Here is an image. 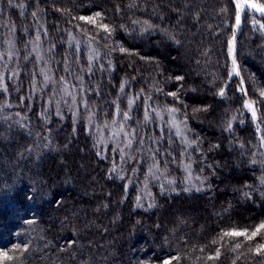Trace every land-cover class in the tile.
<instances>
[{"label": "trees", "instance_id": "16d2710c", "mask_svg": "<svg viewBox=\"0 0 264 264\" xmlns=\"http://www.w3.org/2000/svg\"><path fill=\"white\" fill-rule=\"evenodd\" d=\"M236 16L234 0H0V264H264V229L248 238L264 224V13ZM35 36L66 101L47 98ZM119 125L126 159L98 132Z\"/></svg>", "mask_w": 264, "mask_h": 264}, {"label": "rangeland", "instance_id": "374dc122", "mask_svg": "<svg viewBox=\"0 0 264 264\" xmlns=\"http://www.w3.org/2000/svg\"><path fill=\"white\" fill-rule=\"evenodd\" d=\"M234 1L236 3L237 13H239L240 16L242 15L245 6L252 4L251 0H234ZM238 3L241 5V7L239 9L237 8ZM92 18H93V16L86 18V20L93 22ZM37 24L43 25L40 22H38ZM41 25H38L39 30L41 28H43ZM234 31H235V28H234ZM235 38H236V32H234L232 39L230 40V43H229V49H230L229 53H230V57L232 60H234V58H235V56H234V54H235V42H236ZM70 41H71V39L68 38V42H70ZM72 41L75 44L74 47L81 46V45L84 47H87L86 52L89 55H93V52H94L93 47L91 48L90 46H87L86 42H83L82 40H78V39H75V40L72 39ZM9 43L10 44L8 45V47L10 49L8 50L6 59L9 63H11V61L15 62L18 59V55L16 54L17 49H14V45H12L11 42H9ZM44 44H45V41L43 38L41 39L39 36H35V38L31 42L30 46L27 47L28 52L31 55H34V62L38 65L39 69L44 70V75L42 76V81H43L44 85H46L48 88V97L47 98L49 99V95L52 96L51 98H53V96L54 97L58 96L57 99H60L62 101H66L67 99H69L68 97L73 96L72 95L73 89L69 87L70 85L68 86V79L66 80V77L65 78L63 77L64 80H61V79L57 80L56 77L52 75V70H50L48 68V61H45L44 49L46 47H44ZM89 44H92L91 40L89 41ZM23 57H25V59L29 58V54L26 52L25 56H23ZM95 57H96V55H95ZM19 59H21V58H19ZM64 81H66L67 84ZM69 104L72 108L74 107V105L72 103H69ZM171 119H172V117H171ZM125 129L126 128L123 125H119L115 129H112L113 132H109V134H107V135H105L106 133H104L103 130L99 129L98 132H99V134L102 133L101 134L102 136H105V137L107 136L105 138V141H107V142H108V140L114 141V145H120V147L123 149L122 157H124L126 159L127 154L129 153L131 147H129L130 146L129 141H127V132L128 131ZM128 135H129V133H128ZM120 137H121V139H120ZM123 146H125V148H123ZM121 160H123V158ZM187 180H189L188 177H187Z\"/></svg>", "mask_w": 264, "mask_h": 264}, {"label": "snow or ice", "instance_id": "6c2138e0", "mask_svg": "<svg viewBox=\"0 0 264 264\" xmlns=\"http://www.w3.org/2000/svg\"><path fill=\"white\" fill-rule=\"evenodd\" d=\"M249 6L255 8L256 10H258V11H260L262 13H264V6L257 5V4H251ZM240 7H241V5L238 3L237 4V8L239 9ZM236 23H237V25L240 23V15H239V13H237V16H236ZM261 27H264V25H261ZM105 28H106V26H105ZM233 64L235 65V60L233 61ZM221 95H223V91H221ZM262 95H264V93H262ZM246 107L251 108L252 105L248 104V105H246ZM253 116H255V112L254 111H253ZM261 229H264V224H261L258 228H256V230L253 231L251 236H249L248 238L252 239L253 237H255L261 231ZM225 235L242 236V235H247V233L246 232H235L234 231V232H231V233H225ZM238 247H239V245H238ZM261 250H264V246H262L261 249H258L257 251H261ZM3 255L6 258L11 259V257L7 256V253H4ZM164 264H171V261H165Z\"/></svg>", "mask_w": 264, "mask_h": 264}]
</instances>
